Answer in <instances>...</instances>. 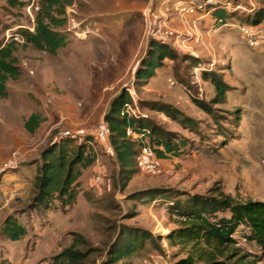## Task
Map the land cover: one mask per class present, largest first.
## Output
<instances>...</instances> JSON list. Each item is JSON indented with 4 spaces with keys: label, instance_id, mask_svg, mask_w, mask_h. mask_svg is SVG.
Masks as SVG:
<instances>
[{
    "label": "rangeland",
    "instance_id": "rangeland-1",
    "mask_svg": "<svg viewBox=\"0 0 264 264\" xmlns=\"http://www.w3.org/2000/svg\"><path fill=\"white\" fill-rule=\"evenodd\" d=\"M216 1L221 3L218 11L227 13L240 6L244 10L236 11L243 18L264 7V0ZM42 2L18 0L13 6L0 0V48L16 43L20 72L6 83L7 96L0 97V169L13 152L23 157L0 175V264H67L56 258L76 235L87 243L79 249L92 252L88 264H103L125 228L153 237L132 257L134 264H175L197 251L192 244L167 239L180 225L173 205L185 204L192 195H211L214 189L236 201L264 202V23L255 29L258 46L251 47L241 23L230 17L219 22L213 12L202 21L182 20L174 9L180 0H74L66 8V25L57 29L67 47L51 55L25 45L22 37L34 32ZM152 41L170 45L180 58L166 60L155 78L138 82L136 74ZM203 71L222 75L231 87L224 103L211 104L216 91ZM123 91L134 97L137 118L188 142L180 156L150 159L153 168L141 152L126 188L116 154L107 152L110 139L98 137L111 102ZM195 98L209 104L212 114L198 107ZM159 104L181 113L179 120L160 111ZM32 114L42 120L34 133L25 127ZM65 136L79 142L91 137L97 162L83 172L72 207L56 203L50 211L34 210L40 154ZM101 170L104 178L97 186ZM151 190L160 195L140 196ZM9 217L27 229L18 242L4 233ZM244 231L240 228L235 236L242 253L261 255L243 239Z\"/></svg>",
    "mask_w": 264,
    "mask_h": 264
},
{
    "label": "trees",
    "instance_id": "trees-1",
    "mask_svg": "<svg viewBox=\"0 0 264 264\" xmlns=\"http://www.w3.org/2000/svg\"><path fill=\"white\" fill-rule=\"evenodd\" d=\"M16 6L18 0H9ZM74 4V0H43L42 6L35 17L34 32L25 31L22 35L25 45L56 55L59 50L67 47V39L57 29L67 23L66 8ZM238 11L227 13L226 10H216L217 20L230 17L241 25L252 27L264 23V7L247 17H240ZM16 43L11 42L0 48V97L5 98L6 83L16 79L20 72L14 57ZM180 55L168 44L152 41L148 58L144 59L136 78L138 82H147L156 76V71L164 66L166 60L177 61ZM199 63L198 59L184 57ZM202 77L210 81L215 88L216 97L211 104L224 103L230 86L223 76L209 71H203ZM132 97L123 91L113 99L109 112L105 116L110 135V144L120 164V178L123 188H126L137 173L138 161L141 156L143 142L134 140L127 135L128 129L138 134L151 132L150 145L154 148L156 157L166 159L168 156H180L187 146V141L169 132L162 131L143 118H128L122 116V111ZM198 107L212 114L209 104L195 98ZM159 110L175 120L179 113L166 105H156ZM41 117L32 114L25 123L26 129L34 133L41 124ZM185 124L184 120H181ZM92 138L88 137L79 142L77 137L65 136L49 144L40 154L36 168L34 194L30 208L40 211L55 209L56 203L62 208H70L76 202L79 194V180L83 172L97 162ZM160 191H147L140 196L156 197ZM173 215L179 217L178 229L172 231L167 239L174 244L189 245L195 248L196 256L177 261L175 264H260L264 259V202L247 200L236 201L230 195L219 190H212L211 195L189 196L185 204L173 205ZM240 228H244L242 237L248 243L255 244L261 250V255L243 254L235 238ZM5 235L12 241L18 242L27 235V229L17 219L9 217L5 222ZM153 237L146 231L125 228L117 240L110 246L103 264H134L135 256ZM161 240V237H159ZM83 236L76 235L74 244L63 251L56 260L67 264H88L91 250L82 251L78 246H86Z\"/></svg>",
    "mask_w": 264,
    "mask_h": 264
},
{
    "label": "built area",
    "instance_id": "built-area-1",
    "mask_svg": "<svg viewBox=\"0 0 264 264\" xmlns=\"http://www.w3.org/2000/svg\"><path fill=\"white\" fill-rule=\"evenodd\" d=\"M221 7V3L216 0H180L179 3L175 6V11L178 12L179 16L182 18V20L187 18H193L194 21H202L209 17L213 16V12L219 9ZM241 9L240 6L235 7L234 10ZM244 10V9H241ZM219 22H222L221 20H218ZM150 27V25L148 24ZM258 27H252L248 25H242L241 27V33L246 39L247 43L251 47L258 46L259 41L256 38L255 29ZM167 37H169L170 33H165ZM165 40V39H163ZM167 42V41H166ZM177 44V41L176 43ZM175 46V45H174ZM190 50V49H189ZM191 54V52H190ZM193 54V53H192ZM196 74L198 73L199 69L195 68ZM173 84V83H172ZM139 114L138 107L136 104V101L134 97H132V102L127 103L122 111V116L128 117V118H137ZM110 131L107 124H104L102 127H100L98 137L102 140L109 139ZM127 135L131 138H133L136 141L143 142L144 145L142 147V159L148 160V167L153 168L154 162H150V159H156V154L154 151V148L150 145V135L151 132L147 131L145 134H138L132 129H128ZM108 153L113 152V148L110 146L107 150ZM22 155L19 151H15L12 154L10 163L5 164L4 168L0 169V175L3 171L11 168H15L19 162L22 160ZM104 178V170H101L97 173V176L95 178V184L97 186L102 185Z\"/></svg>",
    "mask_w": 264,
    "mask_h": 264
}]
</instances>
